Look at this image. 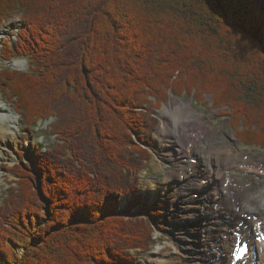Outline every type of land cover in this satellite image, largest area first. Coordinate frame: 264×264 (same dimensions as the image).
Masks as SVG:
<instances>
[{
  "label": "trees",
  "instance_id": "16d2710c",
  "mask_svg": "<svg viewBox=\"0 0 264 264\" xmlns=\"http://www.w3.org/2000/svg\"><path fill=\"white\" fill-rule=\"evenodd\" d=\"M18 9L1 56L28 69H1L0 88L26 127L53 118L56 143L28 161L17 152L0 264H135L152 227L118 199L140 188L170 93L217 108L264 149V0H0V20Z\"/></svg>",
  "mask_w": 264,
  "mask_h": 264
},
{
  "label": "rangeland",
  "instance_id": "374dc122",
  "mask_svg": "<svg viewBox=\"0 0 264 264\" xmlns=\"http://www.w3.org/2000/svg\"><path fill=\"white\" fill-rule=\"evenodd\" d=\"M22 22H23L22 11L20 9L15 10L12 13L6 14L2 17V19L0 20V48H1V45L5 42L4 41L5 38L11 37L13 41L15 40V35L17 34V29H19L22 26ZM13 60H16V64H14L15 62L13 63ZM3 68L14 69L17 71H25L28 69V63H27V60L21 56H16L14 59L7 61V62H3L1 60V56H0V71ZM0 95H1L0 101L4 102V105L7 106L6 109L14 111L13 107H12L13 106L12 101L10 100V98H8L7 94L5 92H3L1 89H0ZM172 97L180 98L182 100V102H184V103H190L192 108L195 109L197 111V113L200 112L203 115V118L206 119L211 126H213L212 127L213 128V135L209 140V142L212 146H218L221 143H225L224 141H226L228 145H232L234 147L235 152L240 153L239 156H235L232 158L231 164L229 165L230 168L226 169V171H228L229 174L231 173L230 175L234 178L233 182H235V179H238V180L241 179L245 184H252L251 187H252L253 192L255 193V196L253 197L252 200L259 205L261 204L259 209H258V214L260 215L261 218H264L263 217L264 216V174H263L264 172L260 171V169H262V167H260V169H259V175H255L249 171H246V172L243 171V168H245L248 165V163H246L248 160L258 161V158L260 156H263L264 149L260 148L259 146H248V145H244L243 143H241V141L238 139V137L236 138L234 130L229 126V116L219 112V110L217 108H212L209 104L207 105L204 103L196 102L195 99H192L191 97H188L186 95L181 96V97H178V96H172ZM206 99H208L206 101H209L208 96L206 97ZM170 100H171V98L169 100L163 102L161 104L160 108L154 110L155 117L158 119V121H157L154 129H152V131H151V138H152L153 142H155V143H154V145L151 146V147H153V150H151V147H149L148 151H149V153L153 152V153H158V154L162 155L163 158L161 159V161H163L165 164H168L171 167V169H167V172L162 175V173H161L162 170L160 171V168H162V165L160 164V162L158 163L155 158L150 157V159L148 161H146V163H145V168L144 169L141 168L139 170V173H138V177H139L138 182L140 184L139 190L137 192H133L132 194H129L127 196L126 202L129 204L130 200L132 198H134L135 195L140 196L139 200L136 201L137 203H135V205H129V207H127L125 205V207H124L123 206L124 203L120 205V203H121L120 202L121 198H120L118 200L120 208L118 207L117 210L119 212H121V211H123L124 208H128L127 211L123 213V215L125 217L131 215L134 217L147 218L148 215L146 212L145 205L149 206V204H150L149 202H151V200H152V203L155 205L158 204L159 206L167 207L168 203H166V204L163 203V201H164L163 199H165V200L167 198L172 199V197L177 192L178 185L180 186V183H183L184 180L186 179V178H184V176L181 178L180 174H184L185 176H187L186 174H190L188 171L195 172V176L193 177L192 182L194 181L197 184L200 183L199 180L202 179L205 181L206 180L205 178H207L206 183L205 182H204V184L201 183L203 186L206 187L207 190H209V191H207L209 197L207 198V200L205 202V205L207 206V212H204V210L206 209L203 207L204 204L202 205V207H203L202 211L199 210L200 209V208H198L199 206H195L194 213L196 214V216H194L193 218L188 217V214L187 213L185 214V207L183 205L184 204L183 201L182 202H176L174 208H171L169 206V208H171L169 210H166L164 208L163 210L160 211L162 213V215L156 217L154 221H157V222L152 225L153 235L157 236L155 241L158 240V242H153L152 244H150L148 250L139 251V249L137 248V249H132L131 253L134 256H136L135 257L136 258L135 264H156L155 262L152 261V255H153V258L156 259V257L158 255L155 251L157 250V248L159 246L160 247V249H159L160 255L158 257L161 258V256L163 255L162 258L165 261L167 260L165 262V264H189V263L190 264H206V263H203L201 261H207V260H208V262H210V264H215L213 261H209L213 258V256L210 259H206L205 257H203V253H201L199 251V248L201 245V240L197 239V238L198 237L201 238L202 236H205V234H206V231L202 230V227L199 225H202V223H205V226L207 228L212 229V230L213 229L216 230L218 225H220V229H219L220 231L218 232V234H220L221 232H223L222 234H224L227 231L233 230V228H231V226L228 225L225 220L222 219V221H221L217 218L221 215L224 216V214H223V213H225L224 211H220V213L218 214V213H216V212H218V210L216 212L214 211L215 207L211 208V206H213L215 203L214 200H212L215 197V196H213L214 194L212 193L211 194L212 196L209 194V192H211L213 190V187L211 189L208 188L210 186L208 184V181H209L208 177L204 178L200 172L203 168V165L206 163L200 162L199 159H197V157H196L197 155H195L196 153H190L191 155L189 154L190 160L189 159L185 160L184 158H181L180 161L176 162V165L175 164L173 165L171 162H169L167 160V157L169 158L168 155L170 153H173V151H171V149H173V148H169L170 150H168L166 147H164V140L163 139L165 138V143L167 144L166 140L168 138L167 133L163 132L165 130V128H167L166 127L167 118L164 116L162 117L161 110L164 108L163 106L165 105V103L169 102ZM15 114L19 115L16 112H15ZM19 116H20V120H19L18 124L14 126V127H16V128H14L15 130H13V131H15V134L12 133V136L7 141L8 147H6L5 144L0 143V162H2V164H0V202H2L3 198H5L6 194L8 193L9 188H11L12 186L15 185L13 183V181L15 180V176L10 171L12 168V165H14L16 162H18L20 160V158L18 157V155L16 154L15 151L23 152V154H25V156H23L22 159L24 161H28L29 157H27V156L29 153H31L33 151L34 146L38 145V147H42V149H44V147H49V146L54 145V143H56L55 136L51 135V132H50V124L54 121L53 118H50L47 120H39L37 122L36 126L28 128V127H26L27 125L24 121V118H22L21 115H19ZM5 123H8V121L6 120ZM163 123H165L164 127L162 126ZM223 133H225V134H223ZM231 133H233V136H234L236 143L233 141L232 138L227 137V135H230ZM143 146H145V145H143ZM13 149H14V151H13ZM182 154L183 153H181V156L185 157ZM213 156L211 157V159H209L210 161L207 159L208 160L207 166H209V167L212 165H215L214 164L215 161L213 160L214 159ZM219 159L222 160V158H219ZM262 163L264 165V162H262ZM218 166L220 167V168H218L220 170L223 169V167H224L221 164H219ZM250 169H254V168L250 167ZM184 170H186V171L184 172ZM169 174L175 175V177L171 178L172 180L174 178L175 179L171 182V184H169V189H172V190H170L169 194H163L161 192L160 187H161L162 183L165 182L166 179L169 178ZM223 174H224V172H223ZM223 176H225V180H224V183L222 182V187L226 186L225 188L228 189L229 188L228 186L231 185L229 182H231L232 178L230 180H227L228 178L226 179V175L224 174ZM154 177H157V178L152 179ZM236 183H238V182H236ZM153 186L157 187V189L155 192V197L150 198L149 193H150V191L153 192L152 191L154 188ZM195 192H197V191H195ZM158 194L160 195L159 196L160 197L159 202H158V198H156V196ZM184 194H186V193L184 192ZM188 195H190V194L188 193ZM230 195H232V193ZM182 196L183 195H180V200H181ZM185 198H187V197H184V199ZM177 199L179 200V198H177ZM203 199H206V198H203ZM167 200H169V199H167ZM238 200H239V197H238V199L237 198L235 199V204L238 203ZM144 202H145V205H144ZM231 203L235 206L233 199H231ZM241 204L243 205V202H240L239 205L241 206ZM209 208H211V209H209ZM242 208L243 209L240 208L237 211V213H240L241 210L247 211V213H248L249 209H248L247 205L245 207H242ZM235 209H237V207ZM155 211L156 210L151 208V214H155ZM233 212H235V211H233ZM171 215H175L174 218L176 220L173 219V217ZM182 220H184L185 225H180ZM217 220H219V223ZM157 226H160L161 228L159 229ZM182 226L184 228L185 227L187 228L186 232L181 231L184 229ZM180 227H182V228L180 229ZM196 227L199 228V230H196L197 229ZM222 228H225V229L222 231ZM253 230H254V228H252V231H251L252 233L249 237L251 239V241H254L253 236L255 235V232ZM212 233H214V232H212ZM212 233H210L211 234L210 238H213ZM180 234L182 235V238H183V236L187 235L191 239V241L185 243V241L183 239H182L183 241L181 242V238H179V237H178V239H176L177 238L176 236H179ZM222 234H220V237H223L225 235V234L224 235H222ZM227 234H228V232H227ZM227 234H226L225 239L226 240L230 239V243L232 244V242L236 238L234 235H231V234L230 235L228 234L229 235V237H228ZM206 237H207V234H206ZM210 238H208V239H210ZM219 241H220V244H222L223 240L219 239ZM236 241L237 240H235V243H236ZM218 243H217V246L220 245ZM182 244L183 245H189V247L191 246V248L186 249V252L184 254L186 256L185 259L188 258V259H191L194 261H189V262L187 260H185L183 262L179 261L180 260L179 257H181V256H179L180 252H178V251H179V246H181ZM202 244L204 245V247H206L205 243H202ZM231 250H232V245H231V247L229 246V248L226 249V253L228 254L229 252H231ZM22 253H23V248H21V252L19 254L21 255ZM166 253L168 254V258L166 257ZM205 255L207 257H210V253H208V252Z\"/></svg>",
  "mask_w": 264,
  "mask_h": 264
},
{
  "label": "bare ground",
  "instance_id": "6f19581e",
  "mask_svg": "<svg viewBox=\"0 0 264 264\" xmlns=\"http://www.w3.org/2000/svg\"><path fill=\"white\" fill-rule=\"evenodd\" d=\"M13 63L16 64V60H13ZM6 107L7 106L4 105V102L0 101V143L5 144V146L8 147L7 141L12 136V133L15 134V131H13V130H15L14 128H16V127H14V126L18 124V122L20 120V116L15 114L14 111L6 109ZM163 107L164 108L161 110L162 117L164 116L167 118V123H166L167 128H165V130L163 132H166L168 135V138L166 140L167 144L165 143V138L163 139L164 140V147H166L168 150H170L169 148H173V149H171V151H173V153H170L168 155L169 158L167 157V160L169 162H171L173 165L174 164L176 165V162L180 161L181 158H184L185 160H188V159L190 160V155H191L190 153H196L195 155H197L196 156L197 159H199L200 162L206 163L203 165V168L200 172L204 178L208 177V180H209L208 184L210 185L208 188L211 189L213 187V190L211 192H209L210 195L213 193L214 194L213 196H215L212 199V200H214L215 203L213 206H211V208L215 207L214 211L216 212L218 210V212H216L218 214L220 213V211H224L225 213L222 212L224 214V216L221 215L217 218L221 221H222V219L225 220L226 223L228 225H230L231 228H233L234 231L232 230V233L234 232V234H235V232L238 231L237 237H235L236 239L234 238L235 240H238V242L245 241L249 232L252 231V228H254V231H255L258 228L259 224L262 227H264V218H261L260 215L258 214V209H259L261 204L259 205L252 200L253 197L255 196V193L253 192L252 187H251L252 184H245L241 179L240 180L235 179V182H233L234 178L232 177L231 182H229L231 184L230 186H228L229 188L228 189L225 188L226 186L222 187V182L224 183V180H225V176H223L225 173L223 174V172L226 169L230 168L229 165L231 164L232 158L235 156H239L240 153L235 152L234 147L232 145H228L226 141H224L225 143H221L218 146H212L210 144L209 140L213 135V128H212L213 126H211L208 123V121L203 118V115L200 112L197 113V111L192 108L190 103H184V102H182V100L180 98L171 97V100L169 102L165 103V105ZM6 120L8 121V123H5ZM223 134H225V133H223ZM227 137L232 138L233 141L236 143L234 136H233V133H231L230 135H227ZM13 151H14V149H13ZM181 153H183L182 155L185 157H182ZM212 156L214 157L213 160L215 161V163L214 162L213 163L215 165H212L209 167V166H207V161L209 159H211ZM219 158H222V160H220ZM262 162H264V154H263V156H260L258 158V161L248 160L246 162V163H248V165L246 166L247 168L246 167L243 168V171H245V172L249 171L255 175H259L260 167H262V169H260V171L264 172V165ZM0 164H2V162H0ZM219 164L224 166L223 169H221V170L218 169V168H220L218 166ZM250 167L254 168V169H250ZM185 171L186 170H184V172ZM188 172L190 174H186L187 176H185L184 174H180L181 178L184 176V178H186V179L184 180L183 183H180L181 185H180V187H178L179 193L177 194L176 198H179V200H177L176 202H182L183 201L185 203L184 204L185 209H188V206L190 205L189 203H196V202H199V200H203L202 205L204 204L203 207L206 208L204 210V212H207V206L205 205V202H206L207 198L209 197L208 193H207V191H209V190H207L206 187L203 186L201 183L197 184L194 181L192 182L193 177L195 176V172H192V171L191 172L188 171ZM161 173L163 175V169H162ZM170 176L171 177L168 178L166 180V182L171 181L172 180L171 178L175 177L174 174H171ZM154 178H157V177H154ZM154 178H152V179H154ZM201 180H199V181H201ZM236 182H238V183H236ZM162 186L163 185H161V187ZM153 187H154L152 190L153 192L150 191V193H149L150 198H154V195H155L154 193L156 192V189H157V187H155V186H153ZM161 189H163V188H161ZM170 190H172V189H169L167 194L170 193ZM195 191H197V192L201 191V192H199L200 194H198L197 196H194ZM184 192L186 194H184ZM188 193L190 195H188ZM231 193H232V195H230ZM180 195H183L181 200H180ZM135 196H137V195H135ZM230 196H231V198H235V199L236 198L238 199V197H239V200H238V203L236 204V207H239V209L240 208L243 209L242 207H245L247 205V207L249 209V210L247 209L248 213H247V211H241L242 214L237 213V211L239 209H234V205L231 203ZM184 197H187V198L184 199ZM120 198H119L120 202H121L120 205L123 204L124 202H126V200H127V197H120ZM203 198H206V199H203ZM167 202H168V209L167 210H169V209H171V208H169V206L171 207L173 202H172V200H169ZM240 202H243V205L241 204V206H240L239 205ZM149 203H150L149 206L146 205V207H148L147 208L148 210H151V208H153L154 210H156L155 211L156 213H159L162 210V206H157V205L153 204L152 200ZM123 206H125V203ZM118 207H119V203H118ZM191 207H193V206H191ZM211 208H209V209H211ZM233 211H235V212H233ZM171 216L173 217V219H175L174 218L175 215H171ZM194 216H196V214L194 213V210H192L191 212L188 213V217L193 218ZM219 220H217L218 223H219ZM180 225H185L184 220H182ZM199 226L202 227V230L206 231L208 238L211 237L210 233L214 232V233H212L213 238L208 239L206 237V234H205V236H202L201 238H199V237L197 238V239L201 240V243L206 244V247H201L204 255L207 254V252L210 253V255L212 254V252L215 254L214 248H216L217 254L218 253L225 254L226 249H228L229 246L231 247V245H233V247L235 248V245H236V244L234 245L235 240L231 244L230 239L229 240L225 239L226 234L229 231L225 232L224 233L225 235L222 234L223 232H221L220 234L224 235L223 237H220V234H218V232L220 231L219 230L220 225H218L216 230H214V229L212 230L210 228H207L205 226V223H202V225H199ZM224 229L225 228H222V231ZM196 230H199V228H197ZM181 231L186 232L187 228L185 227ZM229 235H230V233H229ZM229 235L227 234L228 237H229ZM176 237H177L176 239H178V237L181 238V242L183 240L185 241V243L191 241V239L187 235L183 236V238H182L181 234L179 236H176ZM219 239L223 240L222 244H220ZM214 242H216V243L219 242L218 244H220V245L217 246V244H214ZM238 242L236 241V243H238ZM181 247H182L180 249V253H181L180 256L181 257H179V259H180L179 261H182V262L185 260L192 261L191 259H188V258L185 259L186 256L184 254L186 252V249L191 248V246L189 247V245H182ZM159 249H160V247L158 246L157 250L155 251L158 256L160 255ZM263 249H264V247L259 245L260 252H262ZM17 250L19 253L21 252V248L17 247ZM233 253H234V249L231 253L230 252L228 253L229 257H232ZM162 256H161V258L159 257L160 261H163V264H165V262L167 260L165 261L162 258ZM166 257L168 258L167 253H166ZM201 262L207 263L206 261H201Z\"/></svg>",
  "mask_w": 264,
  "mask_h": 264
},
{
  "label": "snow or ice",
  "instance_id": "6c2138e0",
  "mask_svg": "<svg viewBox=\"0 0 264 264\" xmlns=\"http://www.w3.org/2000/svg\"><path fill=\"white\" fill-rule=\"evenodd\" d=\"M261 239H264V237H261Z\"/></svg>",
  "mask_w": 264,
  "mask_h": 264
},
{
  "label": "water",
  "instance_id": "95a60500",
  "mask_svg": "<svg viewBox=\"0 0 264 264\" xmlns=\"http://www.w3.org/2000/svg\"><path fill=\"white\" fill-rule=\"evenodd\" d=\"M23 251H24V249H23Z\"/></svg>",
  "mask_w": 264,
  "mask_h": 264
}]
</instances>
